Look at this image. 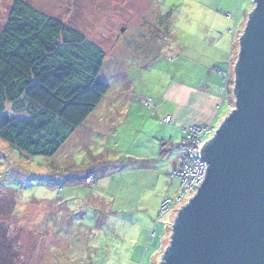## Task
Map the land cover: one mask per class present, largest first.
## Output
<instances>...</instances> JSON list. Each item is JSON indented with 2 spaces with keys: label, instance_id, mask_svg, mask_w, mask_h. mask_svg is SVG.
<instances>
[{
  "label": "rangeland",
  "instance_id": "obj_1",
  "mask_svg": "<svg viewBox=\"0 0 264 264\" xmlns=\"http://www.w3.org/2000/svg\"><path fill=\"white\" fill-rule=\"evenodd\" d=\"M13 1L0 0V30ZM23 1L103 52L98 79L109 90L51 158L0 140V238L6 230L4 254H14L5 264H162L177 212L162 215L161 206L181 191V124L198 118L171 92L205 88L223 100L212 67L224 72L229 55L237 59L252 2ZM233 107L232 95L217 109L215 130ZM89 172L91 183L79 181Z\"/></svg>",
  "mask_w": 264,
  "mask_h": 264
},
{
  "label": "water",
  "instance_id": "obj_2",
  "mask_svg": "<svg viewBox=\"0 0 264 264\" xmlns=\"http://www.w3.org/2000/svg\"><path fill=\"white\" fill-rule=\"evenodd\" d=\"M250 1L234 107L198 147L206 172L176 213L162 264H264V0Z\"/></svg>",
  "mask_w": 264,
  "mask_h": 264
},
{
  "label": "trees",
  "instance_id": "obj_3",
  "mask_svg": "<svg viewBox=\"0 0 264 264\" xmlns=\"http://www.w3.org/2000/svg\"><path fill=\"white\" fill-rule=\"evenodd\" d=\"M103 60L77 30L14 0L0 30V140L25 156L53 157L108 92L98 79ZM3 231L0 264L14 256L4 254Z\"/></svg>",
  "mask_w": 264,
  "mask_h": 264
},
{
  "label": "built area",
  "instance_id": "obj_4",
  "mask_svg": "<svg viewBox=\"0 0 264 264\" xmlns=\"http://www.w3.org/2000/svg\"><path fill=\"white\" fill-rule=\"evenodd\" d=\"M233 34V31H231ZM226 71L223 73V81L225 87L224 92L227 91L230 80L233 82V67L236 62V58L232 56V53L226 61ZM172 120L169 116H166L162 122L170 123ZM215 132V129L211 125L203 126H187L182 130L183 139L180 143V150L182 156V163L180 169L174 173L175 177L180 180V193L176 198V202L166 201L161 206L160 214L167 212H177L182 206H184L196 193L199 183L203 180L206 167L205 162L199 156L198 147L205 144L210 135ZM92 178L88 177L85 183H91ZM176 206H179L176 208Z\"/></svg>",
  "mask_w": 264,
  "mask_h": 264
},
{
  "label": "crops",
  "instance_id": "obj_5",
  "mask_svg": "<svg viewBox=\"0 0 264 264\" xmlns=\"http://www.w3.org/2000/svg\"><path fill=\"white\" fill-rule=\"evenodd\" d=\"M248 12L246 11L243 14V20L245 18V16L247 17ZM230 56V55H229ZM228 59V58H227ZM226 59V61H227ZM213 71L216 72L217 75H219L222 79V88L221 91L218 88V92H220L223 95V100H221V97H219L218 95H216L215 92H213L212 90L209 89H205L202 88L200 89V91H194L192 89H188L186 87L183 86H177V89L172 93L171 92V96L170 98L177 101L179 104V107H184L185 109L188 107L189 110H194L197 112L196 118L197 119H191V121H189L188 123H186V125L181 124L182 127H187V126H203V125H211L214 126L212 124V122L214 121V119L217 117V113H218V108L220 107V105L225 102L227 97H232V91H228V92H224V81H223V71H221V69H217V65H214L213 67ZM232 87H230L229 90H231ZM196 103L195 108H194V104ZM231 105V99H230V103H228ZM193 105V106H192ZM193 107V108H192ZM184 109V110H185ZM183 110V111H184ZM168 116V115H166ZM165 116V117H166ZM180 114L177 113V120H182V118L180 119ZM171 120H173V116L170 117ZM180 122V121H179ZM176 164H174V168H176ZM88 176H92L93 175L89 172L84 174L82 177L79 178V181L84 182L85 178H87ZM94 180V179H93ZM52 181V180H51Z\"/></svg>",
  "mask_w": 264,
  "mask_h": 264
},
{
  "label": "clouds",
  "instance_id": "obj_6",
  "mask_svg": "<svg viewBox=\"0 0 264 264\" xmlns=\"http://www.w3.org/2000/svg\"><path fill=\"white\" fill-rule=\"evenodd\" d=\"M232 87H233V85H232Z\"/></svg>",
  "mask_w": 264,
  "mask_h": 264
}]
</instances>
